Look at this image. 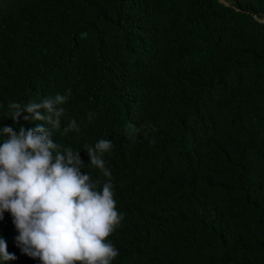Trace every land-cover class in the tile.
<instances>
[{
  "label": "trees",
  "instance_id": "trees-1",
  "mask_svg": "<svg viewBox=\"0 0 264 264\" xmlns=\"http://www.w3.org/2000/svg\"><path fill=\"white\" fill-rule=\"evenodd\" d=\"M225 1L0 0V133L50 128L10 102L68 96L50 139L100 191L84 149L113 143L111 264H264V0ZM18 235L5 212L7 264H41Z\"/></svg>",
  "mask_w": 264,
  "mask_h": 264
},
{
  "label": "clouds",
  "instance_id": "clouds-1",
  "mask_svg": "<svg viewBox=\"0 0 264 264\" xmlns=\"http://www.w3.org/2000/svg\"><path fill=\"white\" fill-rule=\"evenodd\" d=\"M67 99L56 94L27 105L8 104L5 117L13 124L27 112L30 116H24L25 121H43L50 128L37 125L26 130L21 126L17 133L12 126H3L0 134L7 138L0 143V220L5 212L11 214L19 233L17 247L41 264H111L119 253L106 240L123 217L116 210L112 173L102 157L114 145L101 139L84 149L90 165L109 178L102 191L97 190L98 182L89 173H81L84 163L79 151L61 152L59 143L50 139L52 130L60 128L65 109L59 106ZM70 131H79L75 120L64 128L65 133ZM138 132L133 126L127 139L134 142ZM16 259L0 238V264Z\"/></svg>",
  "mask_w": 264,
  "mask_h": 264
},
{
  "label": "water",
  "instance_id": "water-1",
  "mask_svg": "<svg viewBox=\"0 0 264 264\" xmlns=\"http://www.w3.org/2000/svg\"><path fill=\"white\" fill-rule=\"evenodd\" d=\"M217 1H219L220 3H222L223 5H228V3L225 1V0H217ZM256 20H258V21H262V22H264V18H261V19H258V18H256L255 16H253Z\"/></svg>",
  "mask_w": 264,
  "mask_h": 264
}]
</instances>
